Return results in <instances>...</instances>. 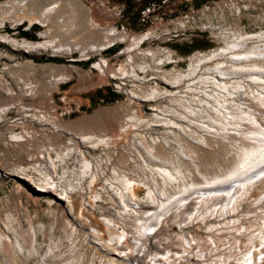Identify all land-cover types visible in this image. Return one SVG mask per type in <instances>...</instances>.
<instances>
[{
  "label": "rangeland",
  "instance_id": "374dc122",
  "mask_svg": "<svg viewBox=\"0 0 264 264\" xmlns=\"http://www.w3.org/2000/svg\"><path fill=\"white\" fill-rule=\"evenodd\" d=\"M14 1L0 0V264H91L95 251L89 246L86 232L95 226L92 221L94 208L86 204L84 216L79 213L83 209V203L88 202V192L73 196L78 207L74 210L65 201H60L56 192L38 189L50 187L48 173L51 172L58 185L68 187V179L71 178L73 181H81L85 190L90 179L81 176L84 156L97 164L94 170L101 180L97 190L102 198L97 199L99 203L96 215L107 214L120 220L121 223L119 221L116 225L119 231L123 230L121 226L125 222L128 223V229L135 230L136 224L140 225L138 217L141 212L131 206L125 207V197H121L120 193L123 185L111 182L115 181L116 176L130 175L143 179L138 199L144 201V204H153L150 202L152 199L149 200L151 183L153 187L166 190L169 196L167 198L171 199L177 194L181 195V184L188 182L191 188L194 186L191 183L192 170L204 180V184L208 182H205L198 167L212 177L215 173L227 175L238 166L240 157L233 145L216 137V133L210 130L212 128L203 126L208 123L210 126L214 125L209 117L211 114L202 110H198L197 114L190 112L185 108L189 101L171 104L181 112L179 114L167 106L162 107L163 111L156 110L162 103L149 93L155 87L161 93L175 91L171 81H166L165 78L169 79L177 73L187 74L201 59L228 47L229 40L224 36V31L229 29L245 35L264 33V0H81L87 5L89 13L80 0H60L57 11L46 21L41 20L40 14L45 13L54 0H24V5L14 4ZM151 2L155 6L144 16L142 10ZM158 12L164 14L163 19L155 17ZM88 19H91L90 22ZM122 24L133 37L147 31L152 34L140 49L132 52L134 68H139V75L136 79L126 81L119 90L114 87L112 75L120 63L127 61L129 54L124 49L131 45L130 42H118L102 51L88 50L83 53L82 49L103 41L108 35V28L118 29V34L122 35ZM59 27L71 31L66 39H60L61 42L72 40L81 47L68 52L65 49L57 51L51 48L27 50L16 44V41L38 42L59 38ZM229 36L232 37V33ZM197 38L201 39L198 41L200 46L193 47ZM187 47L192 49L183 51ZM102 59L108 60L106 72H101L94 66L95 62ZM216 62L217 60L212 63ZM212 63L205 62L204 66H212ZM59 76L69 78L62 79L53 90H49L51 80ZM263 84L254 82L248 88L249 96L238 94L230 99L235 103L249 99L255 104L258 101L255 96L259 97ZM230 86L235 88L239 85L233 83ZM109 90L118 94L116 99L105 100L103 94ZM135 93H140L142 97H136ZM184 93L190 103L194 102L191 92ZM130 98L137 102L138 107L128 103ZM122 103L124 106H119ZM97 113H103L106 117L116 113L113 128L107 124L82 123V119ZM134 115L136 118L130 122L134 129L127 135L115 136L109 140L108 146H99L97 139H82L85 134H96L101 138L114 136L122 128L129 126L127 119ZM139 116L146 123H139ZM212 116L216 117L213 112ZM168 117L182 124V127H169L166 124ZM218 126L221 128L220 124ZM183 127L189 136L183 134ZM175 133L185 137L182 146ZM15 136H22L26 140L16 142ZM204 137L207 143L202 142ZM142 139H146L152 149L155 139L162 140L160 143L165 145L167 161L162 162L151 156L140 145ZM198 140L201 141L194 142ZM183 147L195 156L196 161L186 157ZM118 151L120 156L116 154ZM110 156L116 158L114 165L118 174L113 172L110 164H106V159ZM38 160L43 167L32 166ZM160 167L171 170L174 175H185L186 181L183 178L171 180L167 175L165 177L168 181L165 182L167 179L160 172ZM22 170H26L27 179L19 176ZM261 175L262 178L258 175L259 181L257 179L256 182H251V187H248L250 194L247 191L243 198L248 196L253 199L264 191V174ZM243 198L242 202L246 201ZM250 198L247 201H251ZM176 208L166 211V216L174 215ZM216 213L220 214V211ZM207 214L210 215V212L205 214L206 219L211 218L213 222L217 220L216 214ZM250 214L253 213H249V217ZM128 218L132 222H128ZM72 220L80 230L75 232ZM177 220L165 224L164 229H169L168 233L172 238L169 244L185 249L188 244L182 241L181 225ZM203 224L195 223L191 227L192 232L201 236L207 250L220 255L218 252L225 251L224 248L229 244L228 238L218 240L219 248L214 247ZM246 225L249 231L264 232V217H251L246 220ZM243 238L246 240L242 243L243 254L238 257L246 259L250 252L246 251L250 240L247 236ZM232 241L234 248H239L240 242L236 239ZM255 241L260 243L259 248L264 243V238ZM101 246L114 252L106 244ZM199 251L200 248L189 253L185 251L187 257L182 262L177 260L170 264H188L186 259L197 258ZM12 252L16 255L15 258H12ZM258 254L259 252L256 253ZM216 257L215 262L218 261L219 264L233 260V257L226 261L223 256ZM243 258L239 260L242 261Z\"/></svg>",
  "mask_w": 264,
  "mask_h": 264
},
{
  "label": "bare ground",
  "instance_id": "6f19581e",
  "mask_svg": "<svg viewBox=\"0 0 264 264\" xmlns=\"http://www.w3.org/2000/svg\"><path fill=\"white\" fill-rule=\"evenodd\" d=\"M13 3L24 5L26 2L24 0H15ZM52 3L51 7H49L45 13L43 12L40 14L42 21L51 19V16L59 7L60 0H54ZM80 3L89 13L87 5L81 0ZM88 20L90 22L91 19ZM59 31L61 32V37L54 38L50 41L46 40L33 42L25 40L21 43L16 41V44L26 47L27 50L51 48L57 51H59V49H65L68 52H73L81 47L80 44L75 43L72 40L61 42L60 39H66L71 31L63 30L61 27H59ZM107 33L108 35L103 39V41H97L88 47H84L82 49L83 53L88 50L102 51L118 42L129 41L131 45L124 49L125 52L129 54L128 59L126 62L121 64V70H118V68L116 69L115 74L120 77L124 75L125 77L133 75L134 73L138 76L137 69L135 70L134 68L135 64L133 63L134 57L132 52L139 48L143 42L151 36L152 32L147 31L145 34L143 33L133 37L131 36L133 34L129 31L121 32L123 34L120 35L115 28H108ZM231 33L232 37L229 36ZM224 36H226L229 40L228 47L221 49L218 53H213L212 55L201 59L198 64H194L190 68L187 74L177 73L169 79L165 78L166 81H171L170 83L172 86L176 88L175 91H166L165 93H161V90L158 87H155L152 88L149 94L154 98H157L155 100L161 101V106L156 109L159 111H163L162 107L167 106L179 114L181 112L174 109L171 104L173 102L177 103V101H179L178 103H186L189 101V105H186L187 107L185 108L189 109L190 112L197 114L198 110H202L211 114L209 117L210 119L212 118L211 122L214 123V125H212L213 127L210 126L209 123V125L207 124L206 126L203 124V126L208 127L209 129L212 128L210 130L216 133L215 136L221 138L223 142L231 143L240 157L238 160V166L230 170L229 174L226 173L227 175L222 176L214 172L215 174L211 177L208 172H203V170L198 167L199 172H201L205 177V182H208L204 184V180H201L199 175L192 170V174L190 173V175L191 177L193 176V182L191 181V183H193L194 186L191 188L188 182L181 184L183 185L181 187V195L178 196L177 194L175 197L172 196L173 198L171 199L167 198L169 196L166 194V190H163L162 187H153V183H151L152 185L149 186V200L152 199L150 202H153V204H144V201L142 202L138 199L139 193L142 190L141 182H143V179H136L134 176L132 177L130 175H122V177L116 176L115 181L113 180L111 182H120V184L123 185H121V192H119L121 193V197H125L123 198L125 207H134L143 215L141 216L140 214V217H138L140 225L137 223L135 230L128 229L126 227L128 223L125 222L124 226H121L123 228L122 231H119L116 226L120 220L107 214L96 215V212H98L96 210L97 204L99 203V200L97 199L102 198V196L97 190V186L100 184L101 180L98 179L97 176L99 175H97V172L94 170L97 164L93 162V159H88L85 156L83 158L81 176L90 179V183L85 187V190L81 181H73L71 178L68 179V187L58 185L51 172L48 173V175H50L48 177H50L51 180L49 182L50 187H48V189L38 188L40 191L52 193L56 192L58 194L56 196L60 199V201H65L66 204L74 210H77L78 207L73 196L77 194L83 195L88 192V202L85 201V203H83V209H80L79 213L80 216H84V207H87L85 206L86 204L94 208L92 221L95 222V226L92 230L86 232V239H89V246L91 248L93 247L95 251L91 264H168L167 262L170 264L171 262H176L177 260L182 262L183 259L187 257L185 255V251L189 253L197 248H200L198 257L187 258L186 262H188V264H201V262L212 264L213 261L215 262L217 260L216 256H218V258L223 256L224 261L233 257L232 261L221 264H264L263 258L262 261L258 260V258L264 257V247L259 249L258 246L260 243H255L257 242L255 240H262V238H264V232H256L254 230L249 231V228L246 225V220L251 217H264V191L259 193V195L253 199L246 196L244 197L246 198V201L242 202V198L245 194H247V191L249 192L248 187H251L250 184L253 180H255L254 178L256 176L258 177V175L260 176L261 174H264V84L261 86L262 92L258 93L259 97L254 95L258 99L255 104L250 102L249 99L241 100L236 103L233 99H230L231 96L238 94L240 96L242 94L249 96L248 88H251L252 83H264V33L245 35L244 33L234 32L228 29L224 31ZM216 60V63H212ZM205 62H211L212 66L209 65L208 67H205ZM94 66L99 71L106 72L108 60L102 59L97 63L95 62ZM151 68L153 69V67ZM145 69L148 70L147 67H145ZM64 78L67 79L69 77H54L50 82L49 90H53L56 84L58 85V83ZM233 83H237L239 86L235 88L231 87L230 85ZM234 86H236V84H234ZM241 88H243L242 91L245 90L244 93H240L242 92ZM184 91L191 92L193 98L195 99L194 102L191 101L190 103V100L187 98L188 96L184 93ZM134 95L138 98L142 97L140 93H135ZM209 98H211L210 100L212 101L208 100ZM128 103L138 107L137 102L132 98L128 100ZM119 106H124V104H119ZM119 106L117 105V107ZM3 110L5 111L6 108H3ZM212 112L216 115V117L212 116ZM115 114L110 117H106L103 113H97L93 116L86 117L81 121L83 124H107L113 128ZM156 115L158 116V114ZM134 118H136L135 115L134 117H129L127 119L129 126L122 128L120 132L114 136L101 138L96 134H85L82 139H97L99 146H108L109 140L114 139L115 136H119L121 134L127 135L130 130L134 129L133 124L130 123L133 122ZM217 120L220 121L218 122ZM138 121L139 123H143L145 122V119L142 116H139ZM166 124L169 125V127H182V124L180 125L177 122L172 121L169 117L166 120ZM218 124H220L221 128H219ZM182 130L183 134L189 136V133L184 127ZM135 135H138V133ZM175 135L177 140H179L178 142L180 146H182V140H184L185 137L179 135L178 133H175ZM205 138L206 137H204L202 142L207 143ZM24 140H26V138H23L22 136H15L14 138V141L16 142ZM161 141L162 140L155 139V146H153V149L150 148L148 143H146V139L140 140V145H142V147H144V149H146L155 159L166 162V148L165 145L160 143ZM200 141L201 140L194 142ZM183 152L190 160L196 161L195 156L189 153V151H187L184 147ZM116 154L119 156L121 155L119 151L116 152ZM106 160V164H110L113 172L117 173V169L114 165L116 158L110 156V158ZM38 162L33 163L32 166H42V162ZM159 170L163 177L168 175V179L171 178V180H173L183 178L186 181L185 175H174V172L164 167H160ZM25 171L26 170H22L19 176L27 179L28 174H26ZM165 179L167 178L165 177ZM168 179L165 180V182L168 181ZM259 180L260 179H258V181ZM196 192L197 194L193 195ZM201 193L210 194V196L206 199H202ZM252 193L251 195H253ZM126 197L128 199H126ZM249 198L251 201H247ZM173 207H177L176 211L174 210L175 214L171 217H168V215L166 216L168 210ZM241 207L243 208L239 210ZM206 209L210 211V214L212 212L213 214H216V221L213 222V219L211 220V218H209V220L206 219ZM218 211H220V214L216 213ZM245 211L253 213V216L250 214L251 217H249V213H243ZM176 219H178L177 221L181 225L182 241H185L188 244L185 249L177 248L171 243L169 244L172 238L168 233L169 229H164V226H166L165 224L172 223ZM127 220H129L128 222H132V219L130 218ZM197 222L202 224L205 223L203 224L205 225L203 227H206L207 237H209V240L212 241V244L214 243V247L219 248L218 240L228 238L227 243L229 244L224 248L225 251L221 250L218 252L220 255H214L207 250L201 236L192 232L191 227ZM182 223L185 224L182 225ZM71 225L72 227L75 226L73 220ZM74 229L75 232L80 230L76 228V226ZM236 234H238L237 237ZM230 235H232V237H230ZM244 236H247L250 240V244L246 249V251L248 250L250 252L246 259L241 257L244 260L240 261L239 259L241 258L238 256L243 254L242 252L244 246L242 243L243 241H246L243 238ZM92 238H95L97 241H93ZM232 239H236V241L240 242L238 245L239 248H234L235 245L233 246L234 242ZM101 244H106V246L112 248L114 252L109 251V248H103ZM13 252L12 258H15L16 255ZM257 252L260 254L259 257L256 255ZM39 264H42V262H39ZM215 264H219V262L217 261Z\"/></svg>",
  "mask_w": 264,
  "mask_h": 264
},
{
  "label": "built area",
  "instance_id": "2783aa9c",
  "mask_svg": "<svg viewBox=\"0 0 264 264\" xmlns=\"http://www.w3.org/2000/svg\"><path fill=\"white\" fill-rule=\"evenodd\" d=\"M191 1H193V0H191ZM152 3L153 2H151V3H149L148 5H146V7H144L143 8V12H144V16L145 15H147V14H149L150 13V11H151V9H152V7L153 6H155V5H152ZM143 16V19L145 18ZM156 18H159V19H163V17H164V14H160L159 12L157 13V15L155 16ZM118 30V29H117ZM121 31H124V32H127V30H126V28H125V25L124 24H122V26H121ZM148 39V38H147ZM146 39V40H147ZM126 62V61H125ZM164 62H162V64H163ZM118 68V70H121V63H120V65L117 67ZM137 69V72H138V75H139V71L140 70H138L139 68H136ZM112 77L114 78V87L115 88H117V89H119L120 90V88H121V85L122 84H126V81H130V80H132V79H136V75L133 73V75H129V76H125L124 77V75H122L121 77L119 76V75H112ZM124 78H126V79H124ZM197 194V192L195 193V194H193V195H196ZM202 194V195H201ZM201 194H199V195H201V197H202V199H206L208 196H210V194H205V193H201ZM180 195V194H179ZM195 198V197H194ZM200 198V197H199ZM138 206V205H137ZM213 207H216V206H213ZM207 211H206V213H208V212H210V211H208V209H206ZM207 215H209V214H207ZM212 215H214L213 214V212L209 215V216H212Z\"/></svg>",
  "mask_w": 264,
  "mask_h": 264
},
{
  "label": "trees",
  "instance_id": "16d2710c",
  "mask_svg": "<svg viewBox=\"0 0 264 264\" xmlns=\"http://www.w3.org/2000/svg\"><path fill=\"white\" fill-rule=\"evenodd\" d=\"M129 8H130V6H129ZM24 33H26L27 34V32H24ZM201 39H199V38H197V39H195L194 40V45H193V47L194 46H200V44H198V41H200ZM192 48H189V47H187L185 50L183 49V51H190ZM42 57H44V56H42ZM49 59H54V58H51V57H48ZM57 59H59V60H63V59H61V58H57ZM99 93H102L101 91H99ZM104 95V98H105V100H107V101H112V100H114V99H116V96L118 95L116 92H114V91H108V92H106V93H104L103 94Z\"/></svg>",
  "mask_w": 264,
  "mask_h": 264
}]
</instances>
